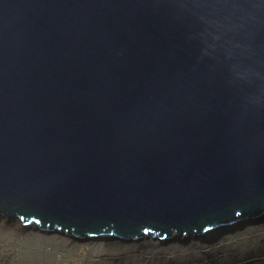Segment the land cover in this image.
<instances>
[{
  "label": "water",
  "instance_id": "water-1",
  "mask_svg": "<svg viewBox=\"0 0 264 264\" xmlns=\"http://www.w3.org/2000/svg\"><path fill=\"white\" fill-rule=\"evenodd\" d=\"M0 212L136 239L264 215V0H0Z\"/></svg>",
  "mask_w": 264,
  "mask_h": 264
},
{
  "label": "rangeland",
  "instance_id": "rangeland-1",
  "mask_svg": "<svg viewBox=\"0 0 264 264\" xmlns=\"http://www.w3.org/2000/svg\"><path fill=\"white\" fill-rule=\"evenodd\" d=\"M237 223V229L140 240H79L31 223L21 233L0 229V264H264V215Z\"/></svg>",
  "mask_w": 264,
  "mask_h": 264
},
{
  "label": "bare ground",
  "instance_id": "bare-ground-1",
  "mask_svg": "<svg viewBox=\"0 0 264 264\" xmlns=\"http://www.w3.org/2000/svg\"><path fill=\"white\" fill-rule=\"evenodd\" d=\"M6 218H8V219H6ZM19 218L20 217L9 218L8 216H5L4 214H2V212H0V229H1V231L2 232H9V231L15 232L17 230V232L19 231L21 233L22 230H27V228L32 225L31 223L36 224L34 222H31V223H28V224L27 223L24 224V221L19 219ZM16 222H17V224H16ZM226 226L228 228H230V229L239 228L238 223H234V224H230V225H226ZM54 232H56V231H54ZM56 233H61V231H59V232L57 231ZM63 235H66V234H64V232H63ZM148 235H150V234L146 233L145 235L141 236L140 238H136V240L143 239V238H145ZM174 235H176V233H174ZM196 235H201V234L196 233ZM70 237H72L74 239H79V240H83L84 239V237H78L77 235H71ZM101 237H107L109 239L112 238V240L115 239V236L113 234H108V233H103L101 235ZM86 238L87 239H89V238L92 239L93 237L92 236H85V239ZM23 245L25 247L27 246L25 243ZM24 250H26V248H24ZM91 250L93 251V248H91Z\"/></svg>",
  "mask_w": 264,
  "mask_h": 264
}]
</instances>
